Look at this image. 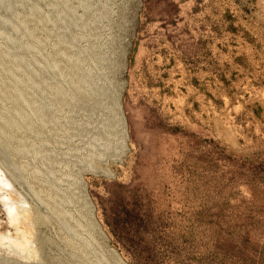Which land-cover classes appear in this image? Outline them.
Returning a JSON list of instances; mask_svg holds the SVG:
<instances>
[{"label":"rangeland","instance_id":"1","mask_svg":"<svg viewBox=\"0 0 264 264\" xmlns=\"http://www.w3.org/2000/svg\"><path fill=\"white\" fill-rule=\"evenodd\" d=\"M0 167V264H264V0H0Z\"/></svg>","mask_w":264,"mask_h":264},{"label":"bare ground","instance_id":"2","mask_svg":"<svg viewBox=\"0 0 264 264\" xmlns=\"http://www.w3.org/2000/svg\"><path fill=\"white\" fill-rule=\"evenodd\" d=\"M0 201V219L3 220L4 226L0 231V251L21 259H29L34 252V246L26 221L28 202L1 167Z\"/></svg>","mask_w":264,"mask_h":264},{"label":"snow or ice","instance_id":"3","mask_svg":"<svg viewBox=\"0 0 264 264\" xmlns=\"http://www.w3.org/2000/svg\"><path fill=\"white\" fill-rule=\"evenodd\" d=\"M0 202H2V201H0Z\"/></svg>","mask_w":264,"mask_h":264}]
</instances>
